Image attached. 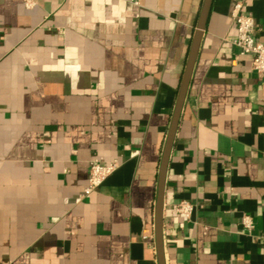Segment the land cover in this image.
<instances>
[{
    "label": "crops",
    "instance_id": "1",
    "mask_svg": "<svg viewBox=\"0 0 264 264\" xmlns=\"http://www.w3.org/2000/svg\"><path fill=\"white\" fill-rule=\"evenodd\" d=\"M33 1L0 0V264H157L159 160L203 0ZM236 3L264 45V0H213L165 177V264H264V76L229 42Z\"/></svg>",
    "mask_w": 264,
    "mask_h": 264
},
{
    "label": "water",
    "instance_id": "2",
    "mask_svg": "<svg viewBox=\"0 0 264 264\" xmlns=\"http://www.w3.org/2000/svg\"><path fill=\"white\" fill-rule=\"evenodd\" d=\"M213 0H203L199 10L196 21L195 30L193 32L187 58L183 68L181 80L177 90L174 108L171 114L170 123L168 126L167 134L164 140L159 166L157 173V186H156V200L154 208V243L157 257V264H165L164 249H163V199L165 190V177L169 156L174 143L181 110L185 97L187 94L188 86L190 83L192 70L198 54L201 38L206 27L207 19L211 9Z\"/></svg>",
    "mask_w": 264,
    "mask_h": 264
},
{
    "label": "built area",
    "instance_id": "3",
    "mask_svg": "<svg viewBox=\"0 0 264 264\" xmlns=\"http://www.w3.org/2000/svg\"><path fill=\"white\" fill-rule=\"evenodd\" d=\"M24 7L30 10L35 7L33 0H22ZM134 6H139V0H129ZM242 3H236L231 12V18L236 26V36L229 42L237 49L240 56L250 55L251 69L256 74L264 76V45L254 37L253 20L242 12ZM119 168L117 162L105 164L94 162L89 168L87 185L84 195L95 192ZM176 213L190 218L193 206L188 202H180L176 206ZM242 225L248 232L253 228L251 217L244 216Z\"/></svg>",
    "mask_w": 264,
    "mask_h": 264
}]
</instances>
